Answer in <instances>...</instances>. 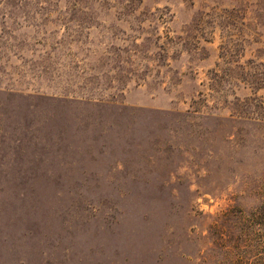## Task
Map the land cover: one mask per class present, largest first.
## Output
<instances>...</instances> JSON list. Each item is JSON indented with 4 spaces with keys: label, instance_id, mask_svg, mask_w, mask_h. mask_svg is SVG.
Here are the masks:
<instances>
[{
    "label": "rangeland",
    "instance_id": "374dc122",
    "mask_svg": "<svg viewBox=\"0 0 264 264\" xmlns=\"http://www.w3.org/2000/svg\"><path fill=\"white\" fill-rule=\"evenodd\" d=\"M0 264H264V0H0Z\"/></svg>",
    "mask_w": 264,
    "mask_h": 264
}]
</instances>
